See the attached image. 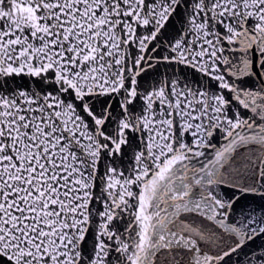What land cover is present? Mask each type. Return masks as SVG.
Wrapping results in <instances>:
<instances>
[{
    "label": "snow or ice",
    "instance_id": "obj_1",
    "mask_svg": "<svg viewBox=\"0 0 264 264\" xmlns=\"http://www.w3.org/2000/svg\"><path fill=\"white\" fill-rule=\"evenodd\" d=\"M0 264H264V0H0Z\"/></svg>",
    "mask_w": 264,
    "mask_h": 264
}]
</instances>
